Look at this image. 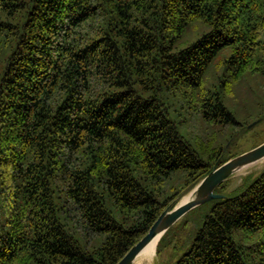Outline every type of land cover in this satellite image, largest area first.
<instances>
[{
  "label": "trees",
  "instance_id": "trees-1",
  "mask_svg": "<svg viewBox=\"0 0 264 264\" xmlns=\"http://www.w3.org/2000/svg\"><path fill=\"white\" fill-rule=\"evenodd\" d=\"M242 83L264 0H0V264H118L237 156ZM225 196L173 264H264V168Z\"/></svg>",
  "mask_w": 264,
  "mask_h": 264
},
{
  "label": "rangeland",
  "instance_id": "rangeland-1",
  "mask_svg": "<svg viewBox=\"0 0 264 264\" xmlns=\"http://www.w3.org/2000/svg\"><path fill=\"white\" fill-rule=\"evenodd\" d=\"M247 86H249V84L242 83L239 88L241 94L237 93L238 95L235 96V99L233 97V99L229 100V103L231 102V105L239 111L238 119L241 120V123L235 126L232 134L233 138L225 144V152H228L231 155H239L264 142V117H262L263 119H260L261 121L257 122V119H259L258 116H262L264 114V106L262 109L258 108V110L262 111V113L256 114L257 109L254 103L258 99L256 100L255 96L249 92V89L246 88ZM251 96H254L252 97L253 99L250 98ZM240 97L244 99L242 101H244V104L247 105L244 107L245 109L241 105ZM253 122H256V124L248 129V126ZM217 141L218 143H221L219 137L217 138ZM259 162H257L258 164L256 163L253 166L233 175L230 179H228L224 187L219 190L221 192L219 194L228 195L242 186L245 183L246 178L255 177L259 174V172L264 168V160ZM216 190L218 191V188ZM210 207V201L206 202L189 211L184 217L176 222L171 227L170 234L167 236V239L159 247L158 252L156 248L150 263L147 264H173L180 255L182 251L180 249L184 242L202 225L205 216L210 211ZM135 260L132 264H140L139 261Z\"/></svg>",
  "mask_w": 264,
  "mask_h": 264
},
{
  "label": "water",
  "instance_id": "water-1",
  "mask_svg": "<svg viewBox=\"0 0 264 264\" xmlns=\"http://www.w3.org/2000/svg\"><path fill=\"white\" fill-rule=\"evenodd\" d=\"M253 122L248 129L254 126ZM264 160V142L258 146L230 158L203 177L185 196L171 202L152 223L147 233L122 257L118 264H132L138 254L155 238L158 242L162 236L189 211L211 200L225 199L223 194L215 190L223 182L238 172L245 170L257 162Z\"/></svg>",
  "mask_w": 264,
  "mask_h": 264
},
{
  "label": "bare ground",
  "instance_id": "bare-ground-1",
  "mask_svg": "<svg viewBox=\"0 0 264 264\" xmlns=\"http://www.w3.org/2000/svg\"><path fill=\"white\" fill-rule=\"evenodd\" d=\"M260 163V162H259ZM258 164V163H257ZM259 166V165H258ZM158 237L153 239L136 257L140 264L150 263L157 247ZM135 260V261H136Z\"/></svg>",
  "mask_w": 264,
  "mask_h": 264
}]
</instances>
